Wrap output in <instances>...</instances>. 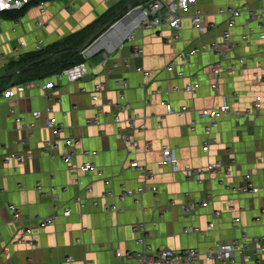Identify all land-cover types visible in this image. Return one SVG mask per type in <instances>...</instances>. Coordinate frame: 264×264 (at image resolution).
<instances>
[{"label":"crops","instance_id":"obj_1","mask_svg":"<svg viewBox=\"0 0 264 264\" xmlns=\"http://www.w3.org/2000/svg\"><path fill=\"white\" fill-rule=\"evenodd\" d=\"M146 1L53 0L43 8L29 7L15 20L0 18V77H11L6 71L10 63L32 52L38 39L43 40L45 48L65 44L80 48L123 13L116 24L87 46L88 74L82 80L68 83L53 75L22 85H13V76L0 82V264H67V257L73 264H118L116 251L147 247L153 253L194 248L204 254L218 241L239 239L241 230L248 239L264 236V41L258 39L264 34V22L250 21L243 11L229 29L232 49L225 58L209 51L184 61L177 57L220 40L227 29L226 19L219 13L221 8L257 9L264 6V0H196L183 19L176 42L169 40L171 32L166 26L145 27L141 9ZM28 2L0 0V12L18 11ZM194 13L206 15L203 34L191 25L190 15ZM21 42L24 48L18 47ZM134 48L138 49L137 57L131 56ZM170 64L173 71L166 69ZM215 65L227 72L216 76L212 72ZM178 71L183 73L182 78ZM143 72L150 74L149 80ZM122 81L125 89L119 84ZM188 83L199 86L185 92ZM48 85L51 88H43ZM97 85H101L98 104L119 102L123 94V100L136 113V151L128 153L120 138L123 127L112 121V107L102 106L103 113H96L91 97ZM257 96L262 98V111L251 118L221 116L211 134L216 143L205 151L204 125L191 126L194 112L224 101L232 110H243ZM166 104L175 111L189 110L183 116L167 115ZM46 109H50L49 115ZM33 112H40L41 118L34 120ZM47 116L62 129L60 149L51 154L44 149L45 142L53 139L43 125ZM22 123L34 124L30 135ZM68 138L80 140L72 166L61 159L65 153L62 143ZM146 142L151 143L150 148L145 147ZM163 146L174 150L177 172L169 166H158ZM86 151L96 155L86 158ZM13 155L30 156L18 164L11 159ZM130 160L155 175L157 190L145 192L140 205L128 197L117 198L122 191H137L140 186L139 174L128 166ZM217 160L223 163L218 175L205 174L201 184L185 179V167L202 170ZM86 161H92L96 170H72ZM36 185L42 191L55 188L56 209L50 196L44 197L34 189ZM251 187L258 188L259 193H250ZM106 191L113 192L114 197L99 199ZM76 196L85 201L99 199V206L87 203L80 211L73 201ZM8 204L20 209L19 221L12 220ZM188 204L194 206L190 215L182 209ZM109 205H115L116 211H106ZM64 210L70 211L69 217L63 216ZM214 213H218L217 218ZM52 214L57 216L53 225L37 226V219ZM234 220L238 227L232 226ZM139 223L144 225L143 232L133 229ZM210 223L214 227L207 230ZM27 227L33 230L31 247L17 240ZM185 228L199 232L186 234ZM249 247L254 248L251 243ZM250 258L245 262L237 256L234 264H264V256L257 259L252 252ZM200 264L218 263L202 256Z\"/></svg>","mask_w":264,"mask_h":264},{"label":"built area","instance_id":"obj_2","mask_svg":"<svg viewBox=\"0 0 264 264\" xmlns=\"http://www.w3.org/2000/svg\"><path fill=\"white\" fill-rule=\"evenodd\" d=\"M46 3L40 2L38 6L43 8ZM196 4V0H148L144 7H142L141 11L146 18L145 20V27L146 28H160L162 26H166L170 32L171 36L169 40L171 42H176L180 38V34L183 28V19L188 14V11ZM43 11V9H41ZM248 13V18L252 22L263 23L264 22V6L259 7L257 9H251L248 7H244L242 10L233 8V7H225L221 8L219 13L225 17L227 29L221 36L218 42H215L211 45H201L197 48L190 49L188 51L182 52L178 54V59L184 61L188 57H191L195 54L200 52H213L220 56L221 58H225L227 54L232 49L231 44V34L229 29L234 27L235 21L238 16L242 12ZM190 22L194 30L198 34H203L205 32V22H206V15L200 13H194L190 15ZM38 28H41L42 25L40 23H36ZM246 35L243 36L242 39H246ZM258 39L264 41V34L261 33L258 35ZM18 47L24 48L25 44L23 42L18 44ZM88 47L84 48L80 53L83 57V61L79 64H76L70 68L64 69L60 73L54 75V78L57 80L65 79L68 83H73L82 80L88 74L87 63H85V59L87 58L86 53ZM45 49L43 40L38 39L35 45L33 46L34 53H39ZM139 55L138 49L134 48L132 52V57H137ZM239 65L243 64L242 60L237 61ZM168 71H173L174 65L170 64L166 68ZM212 72L216 76H220L222 73H226L227 69L221 67L220 65H215L212 67ZM144 77L147 80L150 79V74L148 72H143ZM179 77H183V73L181 71L177 72ZM122 86V89L126 88L125 82L119 83ZM198 83H188L184 87L185 92H192L198 88ZM43 88H51V85L44 86ZM101 90V85H97L94 89V93L92 94L91 100L94 103V107L96 108V113L100 114L103 113L102 106H110L113 108L112 114V121L116 125H120L123 128L120 131V138L124 144L131 151H136L139 146V141L134 138L133 131H134V123L137 120V115L131 106L123 100L124 96L121 95V100L119 102L107 101L106 104H98V93ZM5 96L7 94H4ZM263 103L262 98L257 96L253 103L248 107L244 108L243 110H232L231 107L228 105L226 101H224L221 105L211 108H205L195 111V118L191 121V126H196L198 124L204 125V134L206 136V140L202 143V148L207 151L212 143H216V139L211 137L212 131L217 123V120L223 116L228 115L230 117L235 118H243V117H254L258 115L259 112L262 111ZM166 114H177L179 116H183L185 112L189 109L184 108L182 110L175 111L171 105L166 104L165 106ZM191 110V109H190ZM46 114H50V109L45 110ZM14 111H11L13 114ZM124 115H126L124 117ZM32 117L34 120H39L41 118L40 112H33ZM93 123L97 124V120H93ZM43 125L46 129H48L53 134V139H49L45 142L44 149L47 153L51 154L56 152L60 149V144L58 142L60 138V134L62 132L61 125L58 124L54 118L47 116L44 121ZM22 128L25 129L29 135L34 128L33 123H22ZM24 142H22L23 144ZM80 145V140L75 138H68L63 140L62 147L65 150V153L61 155V159L63 162L68 165L72 166V158L75 153V149ZM146 148L151 147L150 142H146ZM96 155L95 152L86 151L84 156L86 158H91ZM30 156V155H27ZM27 156H20V155H13L11 159H15L18 164H22L23 160ZM8 161V158H6ZM169 166L173 172L178 171L177 167V159L174 153V150L169 148L168 146L162 147V160L158 163V166ZM129 168L133 169L137 172L140 176V186L137 191L125 190L120 193L117 197L118 199H124L125 197L131 198L136 205H140L142 195L147 192H155L157 190L155 182V175L154 173L147 169L141 167L137 161L130 160L128 163ZM223 163L221 160H217L213 163L208 164L204 169L198 170L187 166L183 169V173L185 179L188 181H195L198 184H201L204 180V175H218L221 171ZM72 170H77L79 172H93L96 170V166L92 161H86L81 164L79 167L75 168L72 167ZM264 175V171L262 172ZM224 175H229L228 171H224ZM247 188V187H246ZM37 191L42 192V196L47 197L50 196L53 203V209H56L54 202L56 200L55 195V188L51 187L49 191H42V187L40 185H36L34 188ZM241 191V189H238ZM250 193L257 194L259 193V189L256 187L250 188ZM114 197V193L111 191H106L99 199H106ZM262 197L264 199V191L262 192ZM99 199L93 198L88 201L83 199L81 196H76L74 198V203L78 206L80 211L86 209L87 203L91 204L92 207L97 208L99 206ZM194 206L191 204L185 205L182 207L183 212L187 215H190L193 211ZM7 211L11 214L12 220L14 222L19 221L21 216V211L17 208L14 204H8L6 206ZM106 211H116L115 205H109L105 209ZM215 218L218 217V213H214ZM64 217L70 216L69 210L63 211ZM57 216L52 214L47 216L43 219H37V226L40 228H46L54 224ZM232 226L238 227L237 220H234ZM214 227L213 223L208 224L207 230H210ZM134 230H142L144 231V225L139 223L133 227ZM262 229L264 230V223H262ZM194 232H199L198 229L193 228H185L184 233L190 234ZM33 230L31 228L23 229L18 235L17 240L20 243L27 244L28 246H34L33 242ZM253 244L254 248H250L249 244ZM251 249V254L253 252L254 256L258 259V257L264 256V236L262 237H255L252 239H248L246 233L241 230V235L239 239L225 241V242H216L214 246L209 249L206 253L202 254L199 250L194 248H187L181 251H174L170 249H162L156 252H149V248L143 247L139 251H116L115 258L120 260L118 264H200L202 256L210 261H215L218 264H234L235 259L237 256L241 257L243 261H249L251 258V254L248 253V249ZM67 264H73V260L71 257H67L65 259ZM259 262V261H257Z\"/></svg>","mask_w":264,"mask_h":264},{"label":"trees","instance_id":"obj_3","mask_svg":"<svg viewBox=\"0 0 264 264\" xmlns=\"http://www.w3.org/2000/svg\"><path fill=\"white\" fill-rule=\"evenodd\" d=\"M51 1L53 0H29V2L18 11H12V12L1 11L0 18L6 20H15L21 17L29 7L38 5L40 2L47 3ZM98 24L96 23L97 27ZM85 39L86 37L82 38L83 41H85ZM89 40L90 39L85 41L86 43H84L83 46L80 48L72 44H68V45L65 44V45H55L53 47H46L43 51L39 53L29 52L26 55H24L22 58H19L17 61L10 63L6 71L7 73L10 72V74H12L13 85H22L24 83L32 82L38 79L52 77L53 75L60 73L64 69L70 68L76 64L81 63L83 60L80 56V52L88 46ZM69 47L77 48L79 50L59 52L60 50ZM49 55H52L51 59L46 61L44 64L28 70L26 69L28 65L32 64L35 61L48 57ZM11 77L7 79L0 78V82L4 80H8Z\"/></svg>","mask_w":264,"mask_h":264},{"label":"water","instance_id":"obj_4","mask_svg":"<svg viewBox=\"0 0 264 264\" xmlns=\"http://www.w3.org/2000/svg\"><path fill=\"white\" fill-rule=\"evenodd\" d=\"M123 13H119L117 15V17L111 19L107 24H105L102 29H100L97 33H95L89 40L88 42V45L89 44H92L94 41H96L97 39H99L105 32H107L114 24H116L118 22V20H120L123 16ZM79 49L77 48H73V47H69V48H64L62 50H60L59 52H65V51H78ZM52 55H49L48 57H45L41 60H38V61H35L33 62L32 64L28 65L26 67V69H31V68H34V67H37L39 65H42L44 64L46 61H48L49 59H51ZM10 75H4V76H1L0 78L1 79H7L9 78Z\"/></svg>","mask_w":264,"mask_h":264}]
</instances>
